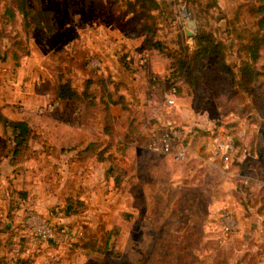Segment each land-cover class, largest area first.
Masks as SVG:
<instances>
[{"label": "rangeland", "instance_id": "obj_1", "mask_svg": "<svg viewBox=\"0 0 264 264\" xmlns=\"http://www.w3.org/2000/svg\"><path fill=\"white\" fill-rule=\"evenodd\" d=\"M14 1L0 0V81L10 84L14 80V87L25 85L20 80L29 81L38 97L31 116L35 126L42 128L48 116L84 121L74 102L60 100L57 106H49L50 100H56L59 74L65 72L62 64L67 65L60 63L58 54L64 53L63 48H82L92 57L90 66L112 74L119 90L126 92L129 105L120 115L117 135L122 136V123L129 132L114 151L127 162L116 163L115 172L95 178L94 193L69 195V201L63 187L58 189L65 181L60 160H41L42 152L35 166L28 163L15 169L20 191L14 178L7 176L2 184L0 177L1 190L9 186L8 192H0V199H7L0 205L3 214L14 216L12 208L25 207L24 221L34 216L39 224L48 219L56 227L66 224L76 231L73 236L61 234L59 240L33 242L19 221L0 238L6 260L25 264H264V240L256 232L259 201L255 195L264 189V153L254 147L257 140H264V134L258 133L264 115V75L257 84H249L250 89L239 83L242 61L249 58L244 46L257 28L248 9L264 0H158L156 18H149L154 32L145 31L142 23H138L140 29L131 23L134 28L128 38V32H116L109 24H120L121 16L132 9L130 0H28L32 8L52 11V34L33 16H13L9 5ZM190 19L196 21L197 35L211 32L222 42L236 82L219 69L218 54L198 61L188 76L181 71L180 59L191 56L196 44L197 35L186 31ZM140 52L149 53L147 66H137ZM256 67L264 69V52ZM72 73L81 86L84 72L74 68ZM172 85L179 88V95L170 105L164 95ZM170 123L197 131L184 159L148 146L153 130L161 131ZM91 124L96 129L101 126L97 120ZM221 128L239 147L229 170L204 147L206 136ZM3 144L2 139L0 155ZM40 163L44 165L38 171ZM27 183L33 184L31 190L48 191L49 198L41 199V206L49 203L46 208L51 216L34 206L39 205L41 195L38 191L36 197L31 195ZM53 197L55 205L48 201ZM69 205L71 221L54 219ZM228 210L234 214L229 221ZM238 210L246 214V223Z\"/></svg>", "mask_w": 264, "mask_h": 264}, {"label": "trees", "instance_id": "obj_2", "mask_svg": "<svg viewBox=\"0 0 264 264\" xmlns=\"http://www.w3.org/2000/svg\"><path fill=\"white\" fill-rule=\"evenodd\" d=\"M38 1V0H36ZM40 3V0H39ZM132 9L126 11L128 18L126 19L125 27L131 23H142L143 29L148 32H154V27L150 24L149 18H156L155 11L159 8L158 0H130ZM13 16L22 13L24 19H28L29 15L33 16V20L52 34L54 27L52 23L53 13L49 9H44L41 6L32 8L28 5V0H15L13 5H9ZM36 9H38L36 11ZM248 12L252 17H255L256 30H253L249 39L246 41L244 48L249 54V58L242 61L240 72V85L245 89H250L249 84L258 83L264 69L256 67V63L262 57L264 52V4L255 5L252 3L249 6ZM61 51L59 61L66 63L64 66V74H59L58 83L56 86V97L60 100H70L85 105L87 112L94 116V111L100 109L103 113V121L105 130L109 133L114 131L113 115L111 107L114 104L121 105L123 110L128 109L126 95L121 92L116 85V81L112 74H106L103 70L90 66L89 51L82 48H74L69 50L63 48ZM211 54H218L219 69L231 76L232 81L236 82L235 70L233 65L227 62L225 58L224 46L221 41L217 40L211 32L201 31L196 37V44L193 53L187 55L186 58H181L179 66L181 71L188 76V73H193L196 69L198 61L207 58ZM65 55V56H63ZM189 56L191 58H189ZM128 56L126 55V58ZM128 59V58H127ZM130 59V58H129ZM68 60V61H67ZM130 63V60H129ZM59 66V67H62ZM79 69L84 72L86 78L83 80L81 86L75 83L73 69ZM188 78V77H187ZM94 85L97 86L94 89ZM261 88V84H258ZM264 94V93H262ZM0 124L2 131L6 138V146L4 148V155L9 157L12 164H19L26 160L32 159L36 156L37 149L34 148L36 143L45 144V138L29 118L12 119L5 115L0 108ZM259 134H264V115L258 122ZM255 146L258 150L264 153V140H257ZM237 145V144H236ZM98 144L96 142L88 143L81 151L95 154L99 159H105L108 156L106 151L109 147L97 150ZM258 200V198H257ZM263 205H259L258 212L261 213ZM66 213L70 212V207L66 208ZM9 220H5L0 215V231H9L12 226ZM66 224H58V227H63ZM0 264H25L23 260L7 261L6 258H0Z\"/></svg>", "mask_w": 264, "mask_h": 264}, {"label": "crops", "instance_id": "obj_3", "mask_svg": "<svg viewBox=\"0 0 264 264\" xmlns=\"http://www.w3.org/2000/svg\"><path fill=\"white\" fill-rule=\"evenodd\" d=\"M128 18V15H122L120 18V24L119 22H114L110 23L109 26L112 27L113 30L116 32H128L126 37L128 38L130 34H132L130 31L132 28H134L133 25H128V26H121V23L124 22ZM125 23V22H124ZM135 25H139L140 29V24L136 23ZM133 26V27H132ZM138 28V26H137ZM24 79V78H23ZM25 80V79H24ZM22 81L23 84L25 85H18L17 87H14L11 83H14V80L9 83H6L4 81H0V108L3 111L5 115L12 119H21V118H29L31 123L34 125V127L43 134L45 138V144L42 143H36L34 145V148L37 149L36 156L33 157L32 159L26 160L24 162H21L19 164H12L9 160V157L3 155H0V177L2 178V184L5 183V179L7 176H10V178H14L13 182H15V186L17 187L18 191H20V188L18 185V174L15 172V169L17 166L20 165H28L33 164L34 166L36 165L35 162L36 160L40 162L41 160H46V159H57V162L59 163L60 160V166L62 169V172L64 173L65 181L61 185H59L58 189L60 190L63 187V191L66 195H72L76 197H82L84 194L92 193L95 189V183L94 180L95 178L99 176H105L107 173L112 172L115 168V165H120L121 162L124 164L127 162L125 158L120 159L118 157L117 153V146H120V144H123L125 141L124 138H126L127 130H125V124L122 123V136L117 135V128H119V119L121 118L120 115L121 113L124 114L125 110L122 109L121 105L119 104H114L111 107L112 115H113V125H114V131L112 133H109L105 130L104 127V121H103V113L100 109H96L94 111V116L90 115L87 110L85 105H81L77 102L70 101V100H62L65 102H74L78 106V109L81 110V113L84 115V121L82 122H76L69 120H57L56 117L53 116H48L43 118L42 120V128L39 126H35L33 121L31 120V116L35 113L34 110V105L37 102L36 93L33 90V87L30 88L29 81ZM19 82V83H20ZM31 91V93L29 92ZM123 93H126L124 90L121 91ZM22 105H20V104ZM116 111H119V113H116ZM67 113V110L65 111ZM88 120L90 123H88ZM93 120H97V122L101 125L99 128H94V126L91 124ZM0 129H2V126L0 124ZM97 131L95 134L94 132ZM127 131V132H126ZM98 135H105L104 138L101 137H96ZM3 137V138H2ZM4 141L3 147L5 148L6 146V138L1 135L0 140ZM124 140V141H123ZM122 141V143H121ZM90 142H96L98 144L97 150L104 148L105 146H108V149L106 151V155L108 156L105 159H99L97 155L95 154H90L86 153L85 151H81V149L85 148V146L90 143ZM104 143V144H103ZM48 145V146H47ZM47 147H52L53 152L51 153L48 152ZM3 148V149H4ZM116 151V153L114 152ZM38 152H42L40 155V158H37ZM43 158V159H42ZM61 158V159H60ZM44 163V162H43ZM43 163H40L39 166H37L38 171L40 169V165H44ZM35 173V172H34ZM74 179H71V178ZM27 189L29 190V193L31 195H35L36 197L37 194L36 191L40 193L39 196V205H34L37 209L39 208L40 212L44 213L45 216H51L52 214L48 212L46 206H41L42 200H46L48 197L47 193L48 191L44 190H31V187L33 184L27 183ZM1 187V186H0ZM9 186L4 187L3 190L0 188V192L3 191L8 192ZM54 189V188H53ZM14 191V186H11V191ZM56 190V191H59ZM94 191V192H95ZM93 192V193H94ZM24 193V192H23ZM256 197L258 198L259 205H263L262 212H256V221H257V231L259 232V235H262V238L264 240V189L263 190H258L255 192ZM67 198V196L65 197ZM42 199V200H41ZM67 199L72 200V197L69 196ZM54 200V197L48 201ZM4 201V202H3ZM7 199H0V205L3 202V205H5ZM54 203L55 202H51ZM63 205V204H62ZM91 204H89L90 206ZM70 207V212H71V205L67 207H62L61 210L64 211V213H60V215L54 219H58L60 223H64L67 221H71L70 217L73 215V213H66V208ZM25 207H15L12 208L11 213H14V216L9 215V214H3L0 209V215L5 219L9 220L12 224V228L18 223L19 221H23L25 216L22 215L23 210ZM90 211V210H89ZM238 216L240 220L244 223L247 222V217L246 214L238 210ZM16 215V216H15ZM81 217V216H79ZM86 217V216H84ZM92 217V216H91ZM90 218V217H88ZM259 219V220H258ZM12 228L9 231H0V238L10 231L12 232ZM10 235V234H9ZM2 239V238H1ZM0 239V240H1ZM0 258H6L3 254V251L1 250L0 247Z\"/></svg>", "mask_w": 264, "mask_h": 264}, {"label": "built area", "instance_id": "obj_4", "mask_svg": "<svg viewBox=\"0 0 264 264\" xmlns=\"http://www.w3.org/2000/svg\"><path fill=\"white\" fill-rule=\"evenodd\" d=\"M92 58V57H91ZM150 55L148 52H140L136 58V64L139 67L147 66L149 63ZM179 95V88L172 85L164 95L165 102L173 105L176 103ZM50 100V107H55L60 103V99ZM161 128V127H160ZM196 130L186 128L185 126H178L168 124L162 127L161 131L156 132L153 130L154 137L150 140L149 148L158 153L174 154L179 159H184L189 153L190 144L194 141ZM205 150L214 160L220 162L224 170H229L233 162V156L238 152L239 147L236 145L233 137L224 128L218 132L210 133L206 136L204 143ZM234 214L228 210L225 214L227 221L233 218ZM26 221V222H25ZM23 220L24 226L26 225L27 233L33 242H40L43 240L53 239L59 240L61 234L73 236L76 231L67 225L63 227H56L50 220L45 219L43 224H39L34 216Z\"/></svg>", "mask_w": 264, "mask_h": 264}, {"label": "water", "instance_id": "obj_5", "mask_svg": "<svg viewBox=\"0 0 264 264\" xmlns=\"http://www.w3.org/2000/svg\"><path fill=\"white\" fill-rule=\"evenodd\" d=\"M195 28H196V21H195V19H190L189 20V27L186 28L187 33L190 36L195 37L197 35V32H196Z\"/></svg>", "mask_w": 264, "mask_h": 264}]
</instances>
